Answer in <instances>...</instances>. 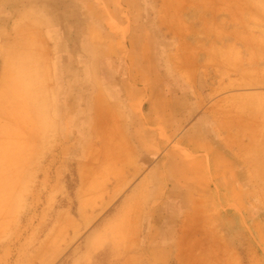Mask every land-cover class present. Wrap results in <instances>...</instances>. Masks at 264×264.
<instances>
[{
	"label": "rangeland",
	"instance_id": "obj_1",
	"mask_svg": "<svg viewBox=\"0 0 264 264\" xmlns=\"http://www.w3.org/2000/svg\"><path fill=\"white\" fill-rule=\"evenodd\" d=\"M40 13L64 40L56 77L69 88L50 98L69 111L48 119L29 74L5 89L0 242L16 243L17 264H264V170L239 171L240 185L133 190L162 147L135 122L132 89L201 75L219 92L260 88L264 0H0V18ZM244 78L254 85L238 86Z\"/></svg>",
	"mask_w": 264,
	"mask_h": 264
},
{
	"label": "crops",
	"instance_id": "obj_2",
	"mask_svg": "<svg viewBox=\"0 0 264 264\" xmlns=\"http://www.w3.org/2000/svg\"><path fill=\"white\" fill-rule=\"evenodd\" d=\"M63 46L64 40L47 14H31L28 19L0 18V157L6 152V109L12 105L6 101L5 89L15 88L22 74L30 75L31 90L37 91L39 87L45 90L46 99L40 105H44L48 119L59 113L60 106L61 115H66L64 110L69 111L65 97L61 98V105L56 104V109L50 98L54 90L64 94L69 88L56 77L63 74L61 63L66 57ZM201 76L197 81L185 77L155 82L153 79L132 87L136 100L142 98L141 113L136 114L135 122L142 126L141 131L147 129L153 134L162 147L156 150L158 153L149 151L148 160L143 158L145 170L133 183V190L148 184L197 186L202 184L201 178L208 180L209 185H240L239 171L264 170V78L254 81L261 85L254 90L219 92L224 89L220 84L214 85ZM239 82L238 86L243 88L254 85L245 78ZM80 87L77 86L78 95ZM100 87L95 81L93 88L98 93ZM101 102L99 116L101 109L105 114L111 112ZM81 108L79 101L78 129ZM4 164L0 160V169L5 168ZM164 169L171 174L187 173L190 177L182 180L168 176L164 180L159 177ZM17 250L16 243L0 242V264H17Z\"/></svg>",
	"mask_w": 264,
	"mask_h": 264
},
{
	"label": "bare ground",
	"instance_id": "obj_3",
	"mask_svg": "<svg viewBox=\"0 0 264 264\" xmlns=\"http://www.w3.org/2000/svg\"><path fill=\"white\" fill-rule=\"evenodd\" d=\"M101 108H103V107H101ZM103 111H104V110H103ZM103 111H102V109H101V113H103ZM104 112H105V111H104ZM105 115H106L107 119H112V116H111L112 113H111V112H108V113H106ZM99 117H100V116H99ZM104 124H105V123H104ZM101 128H102V127H101ZM110 130H111V129H110ZM119 135H120V136H119ZM119 135H118L119 137H118V136H117V137L123 139V138H122V135H121V134H119ZM113 137H114V136H113ZM197 211H198V210H197ZM197 214H198V212H197ZM195 217H196V216H195ZM199 218H200V217H199ZM194 219H195V218H194ZM190 220H191V219H190ZM190 220H189V221H190ZM195 220H196V219H195ZM196 221H197V220H196ZM196 221H195V222H196ZM193 222H194V221H193ZM202 222H203V221H202ZM205 222H208V221H205ZM189 223H190V222H189ZM203 223H204V222H203ZM203 223H202V226H203ZM198 224H200V223H198ZM198 224H197V225H198ZM205 224H206V223H205ZM206 225L208 226V224H206ZM198 226H199V225H198ZM204 227H205V226H204ZM200 228H201V226H200Z\"/></svg>",
	"mask_w": 264,
	"mask_h": 264
}]
</instances>
